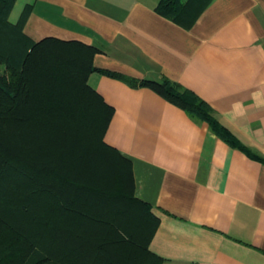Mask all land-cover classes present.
I'll return each instance as SVG.
<instances>
[{"label": "crops", "instance_id": "1", "mask_svg": "<svg viewBox=\"0 0 264 264\" xmlns=\"http://www.w3.org/2000/svg\"><path fill=\"white\" fill-rule=\"evenodd\" d=\"M158 1L15 0L8 19L15 23L30 6L23 32L31 40L80 41L97 48L98 69L168 79L208 103L260 159L149 87L98 71L87 77L113 107L105 143L130 162L134 196L158 218L147 249L160 264H264V0H210L189 28L156 12ZM32 64L49 77V66L62 63ZM54 74L66 78L60 69ZM68 226L30 230L78 248L83 264H105L104 250L99 259L93 244H72L78 235L96 242L103 225Z\"/></svg>", "mask_w": 264, "mask_h": 264}, {"label": "trees", "instance_id": "2", "mask_svg": "<svg viewBox=\"0 0 264 264\" xmlns=\"http://www.w3.org/2000/svg\"><path fill=\"white\" fill-rule=\"evenodd\" d=\"M209 1L159 0L155 10L189 28ZM14 2L0 0V264H83L86 258L78 248L51 236L37 237L30 229L39 225L47 234L50 228H69L70 221L77 226L101 222L100 211L109 202L120 213L139 216L141 239L128 237L148 252L150 264H160L161 258L147 249L158 218L134 196L130 162L103 139L113 107L88 84V74L98 71L131 86L149 87L206 122L230 145L260 158L218 121L208 103L179 84L98 69L92 64L97 48L80 41L31 40L23 32L30 6L12 23L8 15ZM37 59L62 64L49 66V77L38 76L32 64ZM57 68L65 79L55 76ZM78 236L73 245L93 244L102 259L108 240ZM60 249H65L62 255L56 252Z\"/></svg>", "mask_w": 264, "mask_h": 264}, {"label": "rangeland", "instance_id": "3", "mask_svg": "<svg viewBox=\"0 0 264 264\" xmlns=\"http://www.w3.org/2000/svg\"><path fill=\"white\" fill-rule=\"evenodd\" d=\"M108 180V179H107ZM109 181V180H108ZM106 187H110L109 182H105ZM103 206L101 216L100 233L103 232L102 238L109 241V249L104 246L105 262L109 264H150L153 259L146 250L139 247V243L133 239H141L140 228L142 222L139 216L127 212L117 211V206ZM119 212V213H117ZM135 214V213H134ZM108 225V226H105Z\"/></svg>", "mask_w": 264, "mask_h": 264}]
</instances>
